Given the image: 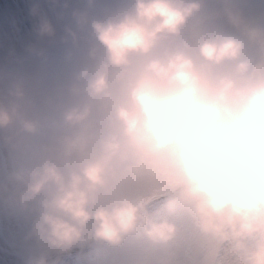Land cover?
Returning a JSON list of instances; mask_svg holds the SVG:
<instances>
[{"label":"clouds","instance_id":"9594fccd","mask_svg":"<svg viewBox=\"0 0 264 264\" xmlns=\"http://www.w3.org/2000/svg\"><path fill=\"white\" fill-rule=\"evenodd\" d=\"M27 14V58L45 69L62 51L76 74L52 103L0 68V131L21 161L4 191L30 224L26 264L125 243L172 264L176 224L133 195L141 164L228 264H264V31L204 0H29Z\"/></svg>","mask_w":264,"mask_h":264},{"label":"rangeland","instance_id":"374dc122","mask_svg":"<svg viewBox=\"0 0 264 264\" xmlns=\"http://www.w3.org/2000/svg\"><path fill=\"white\" fill-rule=\"evenodd\" d=\"M29 0H0V68L22 71L29 78L28 91L47 98L52 103L65 101L57 96L55 88L62 85L66 94L71 88L76 69L72 62L65 67L61 63L62 51L53 52V60L45 69L27 58L25 48L35 43L32 22L28 18ZM241 14L236 24L243 29L264 31V0H255ZM16 18V29L11 19ZM22 34L19 37V34ZM18 36V37H17ZM15 49L16 57L24 60L23 65L9 56ZM8 131H0V264H26L30 243L26 241L30 224L24 216L6 203L5 189L10 187L9 178L18 170L21 161L6 143ZM133 195L144 202L145 212L154 222L167 218L177 226V234L171 245L175 253L172 264H228L222 250L212 245L198 229L192 227L188 218L170 215V195L162 190L161 184L152 176L148 166L141 164L130 173ZM158 264L157 257H147L139 246L125 243L118 249L106 245L85 246L84 252L63 257V264ZM53 259H55L53 257Z\"/></svg>","mask_w":264,"mask_h":264},{"label":"bare ground","instance_id":"6f19581e","mask_svg":"<svg viewBox=\"0 0 264 264\" xmlns=\"http://www.w3.org/2000/svg\"><path fill=\"white\" fill-rule=\"evenodd\" d=\"M212 1L213 0H204L206 8L209 7V3L207 4V2L212 3ZM251 2L252 1H250V3ZM232 5V0H215L214 5L207 8L206 12L212 17H216L217 15H223L225 17L224 10L230 9V17L234 18V16H236V10L231 9ZM226 263H228L227 259Z\"/></svg>","mask_w":264,"mask_h":264}]
</instances>
